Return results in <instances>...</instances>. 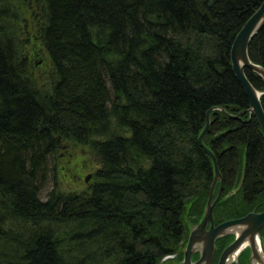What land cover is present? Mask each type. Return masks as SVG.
<instances>
[{"label":"trees","instance_id":"trees-1","mask_svg":"<svg viewBox=\"0 0 264 264\" xmlns=\"http://www.w3.org/2000/svg\"><path fill=\"white\" fill-rule=\"evenodd\" d=\"M262 1L0 0V264L181 253L214 178L198 137L217 104L240 115L214 109L203 137L223 175L214 218L264 205V131L230 53ZM248 52L264 65V25ZM64 144L90 148L93 178L43 198Z\"/></svg>","mask_w":264,"mask_h":264},{"label":"water","instance_id":"water-1","mask_svg":"<svg viewBox=\"0 0 264 264\" xmlns=\"http://www.w3.org/2000/svg\"><path fill=\"white\" fill-rule=\"evenodd\" d=\"M264 25V0L256 7L254 12L246 19V22L239 28L233 39L231 46V61L235 75L241 82L246 96L249 98V111H253L259 119L261 128L264 131V107L261 100L262 89L253 85L249 76L246 75V68H251L264 78V65L254 62L248 52L250 40L258 33ZM214 109H221L225 113L234 117L239 114L231 113L223 106L217 104L207 109L206 123L199 134V142L203 145L207 153H210L214 164V178L210 184L208 199L204 212L199 221H189L188 236L181 251L184 256L175 264H214L216 256L217 239L222 235L232 234L234 237L228 243L217 260V264H233L246 247L249 248V264H264V237L262 227H264V210H252L242 216L226 218L216 223L214 219V206L221 198L223 175L217 162L216 154L203 141L207 128L211 124V112ZM91 173L85 176L89 180ZM220 182V189L215 194L216 184ZM234 191V190H232ZM230 194V193H229ZM215 196V197H214ZM194 252L200 253L198 259H193Z\"/></svg>","mask_w":264,"mask_h":264},{"label":"rangeland","instance_id":"rangeland-1","mask_svg":"<svg viewBox=\"0 0 264 264\" xmlns=\"http://www.w3.org/2000/svg\"><path fill=\"white\" fill-rule=\"evenodd\" d=\"M42 63V58L39 60V64ZM63 145V161H67L66 165H63L62 170L55 172V175L49 177L48 181L43 185L41 189V196L46 198L49 191L53 188L58 190H81L87 186L92 180L94 170L96 169V161L94 155L88 146H79L70 150L69 147ZM70 150V151H69ZM91 173V177L88 181L85 180V176ZM173 254L164 258L161 263L171 264Z\"/></svg>","mask_w":264,"mask_h":264},{"label":"flooded vegetation","instance_id":"flooded-vegetation-1","mask_svg":"<svg viewBox=\"0 0 264 264\" xmlns=\"http://www.w3.org/2000/svg\"><path fill=\"white\" fill-rule=\"evenodd\" d=\"M222 183H223V181H222ZM222 183H221V186H222ZM220 186V185H219ZM220 186V187H221ZM220 189V188H219ZM222 190H223V186H222ZM219 191V190H218ZM221 193H222V191H221ZM218 202V201H217ZM254 209L255 210H258V211H261V210H264V205H262V204H258V205H255L254 206ZM253 209V210H254ZM250 211H252V210H250ZM215 219V218H214ZM194 222H197V221H194ZM221 222V221H220ZM216 223H219L217 220H216ZM261 231H263V233L262 234H264V228L262 227V230ZM233 235L232 234H226V235H222V237H220V238H218L216 241H217V250H216V256H215V258H214V260H213V263L214 264H217L216 262H217V260H218V258H219V256H220V254H221V251L223 250V248L228 244V243H230L231 242V240L233 239ZM186 240H187V238H186ZM186 240H185V242H186ZM243 252L238 256V258H237V260H235L234 261V263L233 264H249L250 262H249V255H250V251H249V248L248 247H246L244 250H242ZM172 255V254H171ZM183 256H184V254H183V252L181 251V253L179 252V253H174L173 254V257H172V259H171V264H175V263H177V262H179V260L180 259H182L183 258ZM200 257V253H198V252H194V254H193V259L195 260V259H198Z\"/></svg>","mask_w":264,"mask_h":264},{"label":"bare ground","instance_id":"bare-ground-1","mask_svg":"<svg viewBox=\"0 0 264 264\" xmlns=\"http://www.w3.org/2000/svg\"><path fill=\"white\" fill-rule=\"evenodd\" d=\"M211 149V148H210ZM212 150V149H211ZM216 154V153H215ZM216 157H217V155H216ZM217 162H218V159H217ZM219 166H220V164H219ZM221 169V168H220ZM222 172V171H221ZM86 180V179H85ZM86 181H88V180H86ZM215 197V196H214Z\"/></svg>","mask_w":264,"mask_h":264}]
</instances>
